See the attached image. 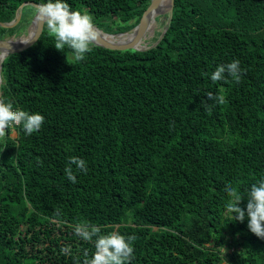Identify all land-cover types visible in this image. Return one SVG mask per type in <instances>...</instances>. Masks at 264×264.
Listing matches in <instances>:
<instances>
[{"label": "trees", "instance_id": "16d2710c", "mask_svg": "<svg viewBox=\"0 0 264 264\" xmlns=\"http://www.w3.org/2000/svg\"><path fill=\"white\" fill-rule=\"evenodd\" d=\"M24 2L0 38L28 32L35 4L47 0H0V21ZM66 2L119 33L151 0ZM164 29L151 48L96 43L76 62L44 26L4 58L3 100L45 122L30 136L13 126L0 137V264H83L95 247L74 233L78 223L135 236L131 264H264V239L247 216L226 215L224 191L237 188L246 211L248 190L264 180V0H174ZM235 60L239 83L212 81ZM71 157L88 167L72 165L76 183L65 174Z\"/></svg>", "mask_w": 264, "mask_h": 264}, {"label": "clouds", "instance_id": "9594fccd", "mask_svg": "<svg viewBox=\"0 0 264 264\" xmlns=\"http://www.w3.org/2000/svg\"><path fill=\"white\" fill-rule=\"evenodd\" d=\"M35 18L41 25L46 26L48 35L54 38L53 46L62 52L67 46L72 50L73 59L76 62L83 61L86 54L93 51L99 37L93 17L86 12L72 11L66 0H47V2L37 5ZM23 42L28 43L29 41ZM242 72L240 61L235 60L218 66L211 79L215 82L231 77L236 83H239L242 79ZM208 99L218 105L226 103V98L222 94L214 96L209 92ZM212 107L213 105H206V110L211 113ZM44 122L43 115L29 114L19 109L14 110L12 102L6 103L3 98H0V137H4L6 130L13 126H22L25 133L30 136L38 132ZM72 165L76 166L77 172L85 174L88 167L85 160L78 157L70 158L69 165L65 168V174L72 183H76V174H74ZM224 191L230 198L225 205L226 215L240 222H243L247 216L249 230L260 239H264V180L253 184L248 190L246 211L240 206L241 201L245 198L237 188L226 185ZM56 215H59V210L56 211ZM74 233L84 241H94V255L89 259L85 253L86 258L83 264H131L135 258L132 243L136 239L135 236L125 237L116 231L102 234L100 226L89 223L76 224ZM223 250L226 251L224 247ZM61 252L68 255L71 253V249L62 247ZM76 264H80V262L76 261Z\"/></svg>", "mask_w": 264, "mask_h": 264}, {"label": "water", "instance_id": "95a60500", "mask_svg": "<svg viewBox=\"0 0 264 264\" xmlns=\"http://www.w3.org/2000/svg\"><path fill=\"white\" fill-rule=\"evenodd\" d=\"M160 1L161 0H151L149 6L145 9L144 13L142 14V16H141L138 24L135 25L132 29H130L128 31H124V32H119V33H108V32H105L104 31L105 33L110 34V35H121V34L129 33L130 31H132L134 29H137L136 35L129 42H126V43H114V42L107 41V40H105V39H103V38H101L99 36L96 43L99 44V45H102V46L111 48V49H120V50L131 49V48H133V49H139V50H145V49H148V48L153 47L155 44L158 43L159 40L154 45L148 46L147 48H139V47H137V44L141 41V39L145 35L146 29H147L148 24H149V21H150V17L153 14V12L156 10V7H157V5H158V3ZM27 3L28 2H24V3H22L19 6V8L17 10V16H16L15 19H13L12 21H9V22L0 21V25L6 26V27H11V26L16 25L21 20V17H22V9H23L24 5L27 4ZM37 5H39V4H35V6H37ZM173 8H174V0H171V5H170V8L168 10V13H169L168 24H169V22H170V20L172 18V15H173ZM35 19L36 18L34 16L33 17V21L30 24V26L33 24V22L35 21ZM96 28L99 29V27L97 25H96ZM167 28H168V25L165 27L164 32L162 33V35L165 33V31L167 30ZM43 29H44V26L41 25L38 22L37 30H36L35 34L31 38L25 40V41H29L28 43L22 42V43H20L18 45H13L12 44V40L14 38L18 39V38H21L23 36L22 35L20 37H16L15 35H13V36H11L9 38L8 37L7 38H0V45H3V46L6 47V49H7L6 56L8 54H10V53H13V52L22 51V50L30 47L32 44H34L39 39V37L41 36V34L43 32ZM3 60H2V62H3ZM2 62H1V65H0V76H2V74H1ZM1 82H2V78H1ZM0 98H2V90H1V87H0Z\"/></svg>", "mask_w": 264, "mask_h": 264}, {"label": "bare ground", "instance_id": "6f19581e", "mask_svg": "<svg viewBox=\"0 0 264 264\" xmlns=\"http://www.w3.org/2000/svg\"><path fill=\"white\" fill-rule=\"evenodd\" d=\"M164 5V7H163ZM171 5V0H161L157 7L156 10L153 12V14L150 17V21L148 24V27L146 29L145 35L143 36V38L141 39V41L137 44V47L139 48H147L148 45V40L150 38H152L155 34V27L157 24V20L162 17V15H164L165 13H168V10L170 8ZM37 25H38V21L35 19V21L33 22V24L30 26L27 34L23 35L21 38H14L12 40V44L13 45H18L20 43H22L23 41L31 38L36 30H37ZM100 29V28H99ZM99 36L107 41L110 42H114V43H126L129 42L130 40L133 39V37L136 35L137 33V29H134L132 31H130L129 33H125V34H121V35H110L105 33L104 31L99 30ZM7 54V49L5 46L0 45V65L2 60L4 59V57ZM1 78L2 76H0V83H1Z\"/></svg>", "mask_w": 264, "mask_h": 264}, {"label": "rangeland", "instance_id": "374dc122", "mask_svg": "<svg viewBox=\"0 0 264 264\" xmlns=\"http://www.w3.org/2000/svg\"><path fill=\"white\" fill-rule=\"evenodd\" d=\"M110 20H105L104 26H107L108 23L111 24ZM167 20H168V13L162 15V17H160L157 20V24H156V27H155V31H161V30H163L164 29V26L166 25ZM32 21H33V19H32ZM29 28H30V25L28 27V30H29ZM99 30H101V29H99ZM25 34H27V32L26 33H22L21 35H18V36L15 35V36L16 37H20V36L25 35ZM9 37H11V36H8V38ZM155 38L156 37H155V34H154V36L148 40V45L149 46L154 45L157 42ZM13 135H16V132L15 131L13 132ZM224 248L226 249V251L223 250L224 252H229L231 250V249H229L227 247H224Z\"/></svg>", "mask_w": 264, "mask_h": 264}]
</instances>
